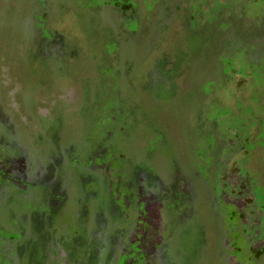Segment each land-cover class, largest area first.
I'll use <instances>...</instances> for the list:
<instances>
[{"label":"rangeland","instance_id":"374dc122","mask_svg":"<svg viewBox=\"0 0 264 264\" xmlns=\"http://www.w3.org/2000/svg\"><path fill=\"white\" fill-rule=\"evenodd\" d=\"M0 264H264V0H0Z\"/></svg>","mask_w":264,"mask_h":264}]
</instances>
